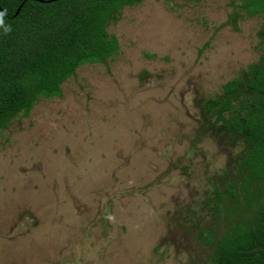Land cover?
Returning a JSON list of instances; mask_svg holds the SVG:
<instances>
[{"label": "rangeland", "instance_id": "374dc122", "mask_svg": "<svg viewBox=\"0 0 264 264\" xmlns=\"http://www.w3.org/2000/svg\"><path fill=\"white\" fill-rule=\"evenodd\" d=\"M106 30L116 54L0 130V264H212L247 214L242 143L205 103L258 59L264 16L142 0Z\"/></svg>", "mask_w": 264, "mask_h": 264}, {"label": "trees", "instance_id": "16d2710c", "mask_svg": "<svg viewBox=\"0 0 264 264\" xmlns=\"http://www.w3.org/2000/svg\"><path fill=\"white\" fill-rule=\"evenodd\" d=\"M141 1L0 0V130L40 96H60L81 65L116 54L119 41L106 24ZM239 1L246 16H264V0ZM260 47L258 59L205 103L211 125L242 143L237 175L247 212L217 238L212 264H264V32Z\"/></svg>", "mask_w": 264, "mask_h": 264}, {"label": "water", "instance_id": "95a60500", "mask_svg": "<svg viewBox=\"0 0 264 264\" xmlns=\"http://www.w3.org/2000/svg\"><path fill=\"white\" fill-rule=\"evenodd\" d=\"M37 1H40V2H44V1H46V2H51V1H56V0H37ZM20 6H21V5H20ZM20 6L16 9L15 14H17V13L19 12V10H20Z\"/></svg>", "mask_w": 264, "mask_h": 264}, {"label": "clouds", "instance_id": "9594fccd", "mask_svg": "<svg viewBox=\"0 0 264 264\" xmlns=\"http://www.w3.org/2000/svg\"><path fill=\"white\" fill-rule=\"evenodd\" d=\"M3 16H4V13L2 12V13H0V24H2L3 23ZM6 31H7V29H6Z\"/></svg>", "mask_w": 264, "mask_h": 264}, {"label": "snow or ice", "instance_id": "6c2138e0", "mask_svg": "<svg viewBox=\"0 0 264 264\" xmlns=\"http://www.w3.org/2000/svg\"><path fill=\"white\" fill-rule=\"evenodd\" d=\"M0 13H2V12H0Z\"/></svg>", "mask_w": 264, "mask_h": 264}]
</instances>
